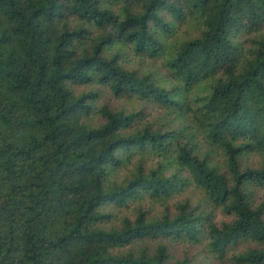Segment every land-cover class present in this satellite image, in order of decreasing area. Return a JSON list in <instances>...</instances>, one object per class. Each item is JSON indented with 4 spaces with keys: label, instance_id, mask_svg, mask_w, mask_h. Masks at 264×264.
Segmentation results:
<instances>
[{
    "label": "trees",
    "instance_id": "trees-1",
    "mask_svg": "<svg viewBox=\"0 0 264 264\" xmlns=\"http://www.w3.org/2000/svg\"><path fill=\"white\" fill-rule=\"evenodd\" d=\"M262 188L264 0H0V264H264Z\"/></svg>",
    "mask_w": 264,
    "mask_h": 264
},
{
    "label": "rangeland",
    "instance_id": "rangeland-1",
    "mask_svg": "<svg viewBox=\"0 0 264 264\" xmlns=\"http://www.w3.org/2000/svg\"><path fill=\"white\" fill-rule=\"evenodd\" d=\"M9 51H11L9 49ZM97 88V87H96ZM100 102L101 103H108L114 107L117 108H125L127 110H132L133 108H142L145 112L149 113L150 119H156L159 117V119H162L163 121H168V124L174 125L177 124L173 117H163L160 116L161 111L158 109L152 108L148 104H144L143 102H137L135 100L130 99H114L111 94H109L107 91H100ZM178 125V124H177ZM209 146L207 144L202 145L201 151L202 153H210L209 152ZM211 150V156H214L216 158H219V153ZM259 156L257 154H252L249 156V160H247L249 163L256 164L259 161ZM174 172H178L182 177L187 178V170L183 169L181 167H176L173 169H169L168 174H172ZM185 185L179 186L181 182L178 183V186L175 187L174 192L171 194L170 197L166 198L165 200H152L148 199L147 201L143 202V209L149 212L152 216L155 215H161L164 213L165 206L170 205L171 211H175V203L178 201H185L189 200L191 203H203V206H206L207 211L211 213V216L215 221H221V220H228V215L221 210L219 207L211 206L208 203H204L201 201L202 194L200 191L194 186L191 180L185 181ZM253 199L256 201V203L260 204L264 201V188L254 190ZM151 200V201H149ZM136 204V203H135ZM135 204L132 205L131 209H128L127 212L129 216L136 214V209L133 207ZM252 243H243L239 247L240 248H247ZM170 251L173 253L174 256L179 258H185L188 259V261L191 264H233L230 258H219L215 255H213L209 250L206 248L205 242L201 243H190V242H177V243H170ZM232 254V252L229 254V256Z\"/></svg>",
    "mask_w": 264,
    "mask_h": 264
}]
</instances>
